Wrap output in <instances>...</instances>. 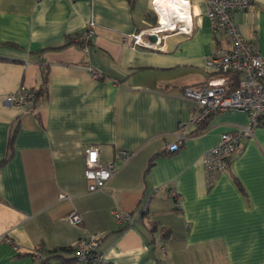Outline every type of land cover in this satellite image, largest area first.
<instances>
[{"label": "crops", "instance_id": "obj_1", "mask_svg": "<svg viewBox=\"0 0 264 264\" xmlns=\"http://www.w3.org/2000/svg\"><path fill=\"white\" fill-rule=\"evenodd\" d=\"M179 2L182 17L166 20L160 0H0V160L8 156L0 235L12 241L0 242V264H90L62 248L91 232L111 264H264V128L241 137L209 184L202 153L248 114L225 109L190 123L197 108L183 87L213 76L206 55L226 43L203 0ZM156 11L172 29L147 36L150 45L125 44V35L156 23ZM233 15L264 54V0ZM90 19L84 51L74 37ZM20 86L43 92L8 104ZM180 122L187 135L171 151ZM91 144L116 166L92 191L84 176ZM120 150L132 154L125 160ZM116 207L133 221L118 224ZM71 212L80 222L69 221Z\"/></svg>", "mask_w": 264, "mask_h": 264}, {"label": "built area", "instance_id": "obj_2", "mask_svg": "<svg viewBox=\"0 0 264 264\" xmlns=\"http://www.w3.org/2000/svg\"><path fill=\"white\" fill-rule=\"evenodd\" d=\"M205 15L210 21L213 30L222 31L226 44H217L213 51L208 53L205 64L214 76L196 85H186L182 94L196 103V113L190 118V123L198 125L210 114L225 109H237L246 111L248 120L232 131H224L220 134L217 143L202 153V164L204 173L209 184L223 172L231 156L242 148L241 137L252 134L255 127L264 128V54L260 52L258 44L254 40L247 39L240 31L234 20L236 10H246L251 7L252 0H203ZM155 10L156 7H155ZM157 13V11H156ZM172 27L160 19L157 13L156 23L127 34L123 42L129 45H150L146 38L154 34L156 40L158 33ZM95 32V21L90 19L79 31L74 41L87 51L88 43ZM91 77L102 78V74L92 64L85 66ZM238 74L236 85L229 84L228 75ZM35 99V91L20 86L15 91L8 93L5 101L8 104L21 105L28 100ZM185 124L180 122L179 129L175 133V140L167 145L171 151L177 150L182 140L186 137ZM123 159H128L131 152L120 150L118 153ZM85 169L84 176L89 190L102 189L106 181L114 174L115 162L109 160L102 162L100 147L95 144L88 145L84 151ZM176 195L175 190H171ZM60 193L59 197H65ZM177 202L178 199H177ZM113 214L118 224H129L133 217L129 211L114 208ZM69 221L80 222L77 213L71 212L67 215ZM101 235L91 232L76 240L70 248L79 261L90 264H111L99 248ZM11 243L7 235H0V242ZM163 249V247H162ZM36 257L44 259L42 251L34 253Z\"/></svg>", "mask_w": 264, "mask_h": 264}, {"label": "bare ground", "instance_id": "obj_3", "mask_svg": "<svg viewBox=\"0 0 264 264\" xmlns=\"http://www.w3.org/2000/svg\"><path fill=\"white\" fill-rule=\"evenodd\" d=\"M162 5L164 6V9H166L167 11V17H166V20H169V14L171 15H175L177 14V18L178 17H182V14H180L181 10H180V5H182V3H180L179 1L180 0H160ZM182 2V1H181ZM178 7V8H177ZM182 7V6H181ZM184 8V7H183ZM174 11V14H172ZM172 12V13H171ZM165 19L161 20L162 23H165L166 21ZM168 22V21H167ZM171 24V23H170ZM174 26V24H173Z\"/></svg>", "mask_w": 264, "mask_h": 264}, {"label": "trees", "instance_id": "obj_4", "mask_svg": "<svg viewBox=\"0 0 264 264\" xmlns=\"http://www.w3.org/2000/svg\"><path fill=\"white\" fill-rule=\"evenodd\" d=\"M228 79H229V84L231 85V86H234V85H236V82H237V79H238V74H236V73H234V74H230V75H228ZM41 92H43V90L42 89H38L37 91H35V94H38V93H41ZM210 116V115H209ZM208 116V117H209ZM207 117V118H208ZM206 118V119H207ZM205 119V120H206ZM204 120V121H205ZM203 121V122H204ZM202 122V123H203ZM202 123H200V124H202ZM11 139H12V136L10 137V139H9V143H11ZM7 158H8V156H6V157H4L3 159H1L0 160V166L7 160ZM63 250H66V251H69V250H72L71 248H67V247H63L62 248ZM73 251V250H72ZM43 260H45V258L43 259Z\"/></svg>", "mask_w": 264, "mask_h": 264}, {"label": "water", "instance_id": "obj_5", "mask_svg": "<svg viewBox=\"0 0 264 264\" xmlns=\"http://www.w3.org/2000/svg\"><path fill=\"white\" fill-rule=\"evenodd\" d=\"M148 38L151 39V40H154L156 37H155L154 34H150V35H148Z\"/></svg>", "mask_w": 264, "mask_h": 264}, {"label": "rangeland", "instance_id": "obj_6", "mask_svg": "<svg viewBox=\"0 0 264 264\" xmlns=\"http://www.w3.org/2000/svg\"><path fill=\"white\" fill-rule=\"evenodd\" d=\"M214 76V75H213Z\"/></svg>", "mask_w": 264, "mask_h": 264}]
</instances>
